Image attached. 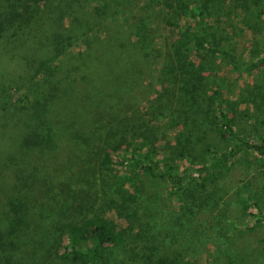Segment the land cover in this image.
I'll return each mask as SVG.
<instances>
[{
	"label": "trees",
	"instance_id": "obj_1",
	"mask_svg": "<svg viewBox=\"0 0 264 264\" xmlns=\"http://www.w3.org/2000/svg\"><path fill=\"white\" fill-rule=\"evenodd\" d=\"M226 1L0 0V264H149L158 183L184 244L222 217L227 166H264V132L237 117L264 101L242 90L233 102L202 71L215 57L235 73L264 67V49L237 52L209 21ZM151 56L155 90L142 82Z\"/></svg>",
	"mask_w": 264,
	"mask_h": 264
},
{
	"label": "rangeland",
	"instance_id": "obj_2",
	"mask_svg": "<svg viewBox=\"0 0 264 264\" xmlns=\"http://www.w3.org/2000/svg\"><path fill=\"white\" fill-rule=\"evenodd\" d=\"M215 7L224 8L223 14L215 10L212 12L213 17L208 19L211 22L219 19L218 23L223 27L227 37L231 39L232 45L237 46V52L247 54L250 49L257 50V52L264 49V17L259 19L260 21L258 20L259 23L254 24L255 20L252 16L256 13L254 0H227L223 5L215 4ZM246 9H249L251 14L248 12L245 15ZM249 24L256 27L253 39L249 30L243 31V27H247L245 25ZM193 60L198 62L195 57ZM148 61L150 65L148 75L143 78L142 82L143 86L147 85L155 90L154 77L159 62L155 56H151ZM205 67L208 68H202L204 76L213 78L215 92L221 90L227 99L233 102L237 101L238 95L243 90L244 97H254L260 99L259 101H264L261 92L264 89L262 87L264 85V67L252 72L235 73L219 57L208 61ZM254 106L245 107L242 105L243 113L238 114L237 117L247 113L250 118L245 117L243 123L249 129L264 132V107L260 110ZM224 177L227 181L226 189L220 191V194L224 193L229 202L224 203L220 208L215 207L214 210L222 217L215 220V213H213L210 226L205 221L196 222L194 228L196 233L191 234L187 244L183 243V234L179 227L174 228L176 221L172 213L173 208L170 199L166 196V188L169 184L163 182L155 185V192L160 193L161 197L163 193L164 210L158 214L157 220H155L154 231L159 234L163 242L156 244L155 251H153L154 249L150 251V255L153 257L149 264H159L161 257L165 259L163 264H264V222H256L257 216L252 214L253 209L245 198L246 194L250 192L255 199L261 201L264 208V166L249 157L242 156L235 158L227 166ZM236 183L240 185L238 188L235 187ZM161 197L159 196L162 200ZM229 219L237 224L236 228L229 225ZM168 228L173 231L170 232ZM58 263L54 262L53 264ZM60 264L72 263L62 262Z\"/></svg>",
	"mask_w": 264,
	"mask_h": 264
}]
</instances>
